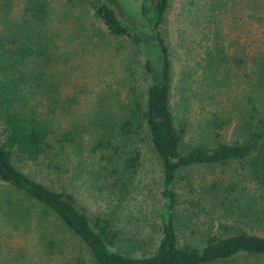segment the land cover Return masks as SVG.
<instances>
[{"label": "trees", "instance_id": "1", "mask_svg": "<svg viewBox=\"0 0 264 264\" xmlns=\"http://www.w3.org/2000/svg\"><path fill=\"white\" fill-rule=\"evenodd\" d=\"M201 5L193 19L197 42L186 43L184 68L175 82L183 111L193 83L191 101L204 112V138L181 148L188 121L176 120L172 112L173 51L163 28L169 0H141L139 17L126 12L120 0H0V181L6 184L10 212L23 210L25 199L38 204L40 214L81 240L94 264H208L239 255L264 257V235L239 225H264V204L244 191L247 187L231 178L221 198L217 185L201 193L215 194L223 203L222 220L212 229L181 218L184 209L173 188L177 172L188 166L235 163L254 188L264 190V0L243 2V10H228L225 1ZM87 15L103 24L105 42L112 39L107 53L154 52L140 63L146 77L143 97L132 84L128 100L114 98V111H102L92 122L91 145L108 164L110 187L123 191L139 164L133 138L139 130L148 135L159 159L164 199L160 236L149 253L111 248L122 233L110 216L89 215L72 192L48 186L15 162L45 159L52 167L60 150L75 143L80 128L56 134L58 117L71 110L61 67L67 48L76 44L80 57L89 50L82 38ZM193 73L197 78H191ZM12 192L18 196L15 203ZM188 223L192 241L181 242L179 234Z\"/></svg>", "mask_w": 264, "mask_h": 264}, {"label": "rangeland", "instance_id": "2", "mask_svg": "<svg viewBox=\"0 0 264 264\" xmlns=\"http://www.w3.org/2000/svg\"><path fill=\"white\" fill-rule=\"evenodd\" d=\"M140 1L120 0V3L126 12L139 17ZM219 1H225L228 10H243V2L246 5L248 2V0H169L163 23L166 39L173 51L172 112L176 120L185 117L188 121L181 148L196 139L204 138L200 123L204 112L196 101H191L192 82L189 85L190 92L186 91L188 93L186 110H182V101L181 105L179 101L177 102L180 87L175 80L179 77L180 70L184 68L183 52L188 49L186 43L197 42L198 32L193 29L195 10H200L203 7L202 3L213 7ZM84 21L87 29L82 38L87 39L85 48L89 50L83 53L84 57H80L81 49L76 44L72 48H67L69 52L64 56L66 58L61 67V74L64 95L68 96L71 110L58 117L61 125L56 133L74 127L80 128L75 136V143L66 144L65 149L60 150L53 163H50L54 164L52 167L45 159L15 162L23 171L48 186L72 192L77 206L89 215L99 213L110 216L114 226L122 233L121 238L110 246L111 248L129 254L149 253L160 236V215L164 199L161 195L160 163L150 146L148 135L139 130L133 138L134 145L140 151L139 164L123 191L110 187L106 175L108 164L98 158L91 145L95 133L92 122L97 120L95 119L97 116L102 115V111L107 114L114 111V98H119L121 102L128 100L129 87L132 84L137 86L139 96L143 97L146 77L141 72L140 63L145 55L149 53L154 56V52L141 50L135 53L136 57L129 55L126 50L121 52L113 49L107 53L106 47L110 45L112 39L106 42L103 40L105 35L103 24L88 15ZM87 34L91 41H88ZM134 69H137V72L132 76L129 72ZM127 73L129 75L125 77ZM191 78H197L196 73H193ZM107 94L111 96L108 98ZM239 171L235 163L222 165L199 163L177 172L173 188L177 191L179 207L183 206L184 209V213L180 211L181 218L188 220L189 223L192 220L198 222L197 226L201 229L208 225L211 229L215 228L218 220H222L223 211L220 206H223V203L219 198H214L215 194L201 197V193L207 189L214 190L216 188L214 186L217 185L219 188L217 194L221 198L225 195L224 187L231 184V178L237 181V186L247 187L244 191L253 193L259 205L264 204V190L254 188L247 177L244 178ZM5 185L0 181V264H74L77 261L80 264H94L81 240L58 221L49 220L40 214L38 204L25 199L22 201L25 207L23 210L17 207L10 212L8 204L5 203L8 196ZM10 194V202L15 203L18 196L13 192ZM189 223L184 229V235L179 234L181 242L192 241ZM239 225L248 232L264 235V225ZM208 264H264V257L239 255Z\"/></svg>", "mask_w": 264, "mask_h": 264}]
</instances>
